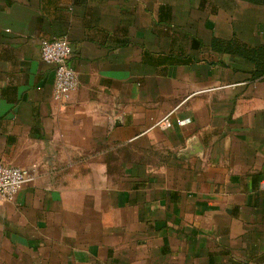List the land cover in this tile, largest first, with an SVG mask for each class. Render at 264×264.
<instances>
[{"label":"crops","instance_id":"obj_1","mask_svg":"<svg viewBox=\"0 0 264 264\" xmlns=\"http://www.w3.org/2000/svg\"><path fill=\"white\" fill-rule=\"evenodd\" d=\"M262 44L264 0H0V264H264Z\"/></svg>","mask_w":264,"mask_h":264},{"label":"built area","instance_id":"obj_2","mask_svg":"<svg viewBox=\"0 0 264 264\" xmlns=\"http://www.w3.org/2000/svg\"><path fill=\"white\" fill-rule=\"evenodd\" d=\"M73 48L70 41L63 38L44 39L40 44L41 59L54 66V84L52 97L60 103L66 102L71 93L79 86V80L75 68L70 59ZM170 115L162 118L156 125L166 127L170 123ZM182 125L183 120H178ZM36 178L34 169L18 166H8L0 163V205L13 201L21 188L31 183Z\"/></svg>","mask_w":264,"mask_h":264},{"label":"trees","instance_id":"obj_3","mask_svg":"<svg viewBox=\"0 0 264 264\" xmlns=\"http://www.w3.org/2000/svg\"><path fill=\"white\" fill-rule=\"evenodd\" d=\"M237 53L245 56L254 64V76L260 77L264 75V44L253 48L244 46L237 47Z\"/></svg>","mask_w":264,"mask_h":264}]
</instances>
